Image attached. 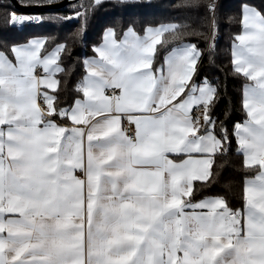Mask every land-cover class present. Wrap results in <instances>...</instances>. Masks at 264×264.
Here are the masks:
<instances>
[{
  "label": "snow or ice",
  "instance_id": "1",
  "mask_svg": "<svg viewBox=\"0 0 264 264\" xmlns=\"http://www.w3.org/2000/svg\"><path fill=\"white\" fill-rule=\"evenodd\" d=\"M12 7L11 27L45 19ZM207 8L214 51L215 0ZM241 17L231 64L250 83L247 118L232 135L244 166L259 170L239 208L196 198L194 182L216 180L232 136L213 115L218 86L195 78L201 50L184 42L186 25L105 29L67 107L53 78L65 71L57 62L66 42L49 51L33 38L0 51V264H264V10L243 4ZM165 33L180 43L157 65Z\"/></svg>",
  "mask_w": 264,
  "mask_h": 264
},
{
  "label": "trees",
  "instance_id": "2",
  "mask_svg": "<svg viewBox=\"0 0 264 264\" xmlns=\"http://www.w3.org/2000/svg\"><path fill=\"white\" fill-rule=\"evenodd\" d=\"M22 5H34L31 0H18ZM63 0H45L43 5L55 4ZM212 0H104L100 5L95 0H76L71 4L55 10L26 12L17 10L11 0H0V51L10 48L13 44H24L35 37L46 38L45 45L50 51L56 43L66 42L68 51L61 53L58 61L64 72L58 75L59 103L62 107L70 105L77 97L76 85L85 74L83 58L93 55L92 46L101 42L103 32L113 28L118 35L129 25L143 35L148 26L161 24L186 25L184 42L196 43L201 50L197 80L207 76L218 86L219 98L213 108L217 124L221 121L229 130L231 148L228 153L219 156L214 165L216 180L211 184L195 182L196 198L204 196H222L230 206L242 207V194L245 180L258 173V167H246L242 154H238L237 142L232 135L236 122H242L245 111L242 108L243 86L247 80L235 74L231 64V44L236 34L241 32V6L249 4L264 10V0H215L216 33L218 35L214 51L208 48V40L212 37L211 25L213 17L207 5ZM4 5H13L10 11L20 14L40 15L45 19L39 23H25L20 27H11L5 22ZM83 11L85 16L73 17L72 13ZM86 17V18H85ZM83 35L79 36L81 27ZM168 40L167 44L164 41ZM180 41H173L169 34L162 37L157 45L156 60L159 65L163 57L177 46ZM43 51V50H42ZM82 96V94H79ZM198 188V191H197Z\"/></svg>",
  "mask_w": 264,
  "mask_h": 264
},
{
  "label": "water",
  "instance_id": "3",
  "mask_svg": "<svg viewBox=\"0 0 264 264\" xmlns=\"http://www.w3.org/2000/svg\"><path fill=\"white\" fill-rule=\"evenodd\" d=\"M76 0H63L62 2L55 3V4H48L43 6H35V5H22L19 3L18 0H11L14 7L19 11H26V12H37L42 10H55L58 8H62L64 6H67L71 4L72 2H75Z\"/></svg>",
  "mask_w": 264,
  "mask_h": 264
},
{
  "label": "built area",
  "instance_id": "4",
  "mask_svg": "<svg viewBox=\"0 0 264 264\" xmlns=\"http://www.w3.org/2000/svg\"><path fill=\"white\" fill-rule=\"evenodd\" d=\"M211 29L213 30V24L211 25ZM217 38H218V35L216 33V42H217ZM211 39V38H210ZM37 74L40 75V74H43V70L42 69H38L37 70ZM39 103V102H38ZM123 129L125 130V134L126 135H132L134 133V125H129L127 123V121L124 123V127Z\"/></svg>",
  "mask_w": 264,
  "mask_h": 264
},
{
  "label": "crops",
  "instance_id": "5",
  "mask_svg": "<svg viewBox=\"0 0 264 264\" xmlns=\"http://www.w3.org/2000/svg\"><path fill=\"white\" fill-rule=\"evenodd\" d=\"M165 34H167V33H165ZM164 34V35H165ZM163 37V36H162ZM162 37H161V40H162ZM35 38H41V37H35ZM33 39V38H32ZM156 48H157V46H156ZM43 50V49H42ZM201 59V58H200ZM58 63V62H57ZM199 64H200V60L198 61V66H199ZM59 73L60 72H57V73H55L54 74V76H53V78L54 79H56V80H58L59 81V79H58V75H59ZM247 83H250V81H247ZM58 87H59V83H58ZM58 87H57V89H58ZM57 89L55 90V92L57 91ZM48 91L50 92V93H52L53 92V90L52 89H48ZM247 118V116H246V112H245V118L244 119H246ZM126 121H124L123 122V124H122V127H124V123H125ZM243 122V121H242ZM251 167H253V166H256V167H258V170H259V166L258 165H250ZM249 166V167H250ZM75 174H79V175H82V174H80V173H75ZM258 174V173H257ZM256 174V175H257ZM256 175L255 176H253V177H251V178H249V179H254L255 177H256ZM194 184H195V182H194Z\"/></svg>",
  "mask_w": 264,
  "mask_h": 264
},
{
  "label": "rangeland",
  "instance_id": "6",
  "mask_svg": "<svg viewBox=\"0 0 264 264\" xmlns=\"http://www.w3.org/2000/svg\"><path fill=\"white\" fill-rule=\"evenodd\" d=\"M102 1H104V0H101V2ZM79 12H81V13H84V10L82 11H79ZM17 14H20V13H17ZM23 15H28V14H23ZM70 15H72L73 17H75V18H77V16H76V12L75 13H72V14H70ZM29 16H31V15H29ZM42 22V21H41ZM41 22H35L34 24H39V23H41ZM17 27H20V26H17Z\"/></svg>",
  "mask_w": 264,
  "mask_h": 264
}]
</instances>
